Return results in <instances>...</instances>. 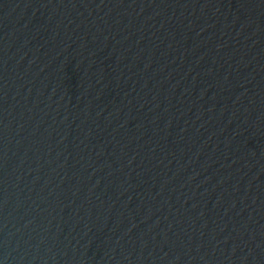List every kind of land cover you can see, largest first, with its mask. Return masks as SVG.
Here are the masks:
<instances>
[{
    "label": "water",
    "instance_id": "obj_1",
    "mask_svg": "<svg viewBox=\"0 0 264 264\" xmlns=\"http://www.w3.org/2000/svg\"><path fill=\"white\" fill-rule=\"evenodd\" d=\"M0 264H264V0H0Z\"/></svg>",
    "mask_w": 264,
    "mask_h": 264
}]
</instances>
